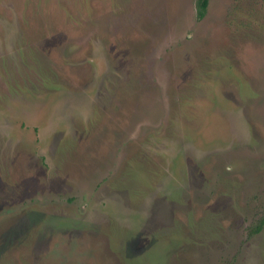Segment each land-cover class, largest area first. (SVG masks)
Wrapping results in <instances>:
<instances>
[{
	"label": "rangeland",
	"instance_id": "1",
	"mask_svg": "<svg viewBox=\"0 0 264 264\" xmlns=\"http://www.w3.org/2000/svg\"><path fill=\"white\" fill-rule=\"evenodd\" d=\"M0 0V264H264V0Z\"/></svg>",
	"mask_w": 264,
	"mask_h": 264
},
{
	"label": "trees",
	"instance_id": "2",
	"mask_svg": "<svg viewBox=\"0 0 264 264\" xmlns=\"http://www.w3.org/2000/svg\"><path fill=\"white\" fill-rule=\"evenodd\" d=\"M208 0H196L195 2V12L196 16L199 18L203 15L205 11V7L207 5ZM264 224V216L260 218L255 226H253L250 231L251 232H257L262 225Z\"/></svg>",
	"mask_w": 264,
	"mask_h": 264
}]
</instances>
